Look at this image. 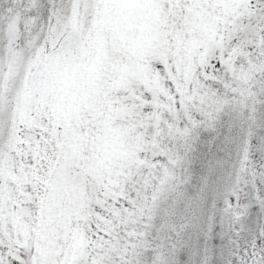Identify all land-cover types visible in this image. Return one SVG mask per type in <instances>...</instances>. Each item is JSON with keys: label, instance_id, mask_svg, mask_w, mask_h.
I'll use <instances>...</instances> for the list:
<instances>
[{"label": "snow or ice", "instance_id": "obj_1", "mask_svg": "<svg viewBox=\"0 0 264 264\" xmlns=\"http://www.w3.org/2000/svg\"><path fill=\"white\" fill-rule=\"evenodd\" d=\"M0 264H264V0H0Z\"/></svg>", "mask_w": 264, "mask_h": 264}]
</instances>
